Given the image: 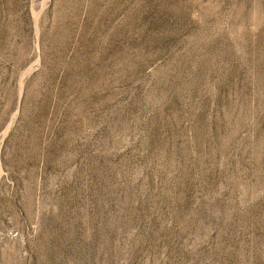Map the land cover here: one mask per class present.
Here are the masks:
<instances>
[{"label": "rangeland", "instance_id": "obj_1", "mask_svg": "<svg viewBox=\"0 0 264 264\" xmlns=\"http://www.w3.org/2000/svg\"><path fill=\"white\" fill-rule=\"evenodd\" d=\"M0 264H264V0H0Z\"/></svg>", "mask_w": 264, "mask_h": 264}]
</instances>
